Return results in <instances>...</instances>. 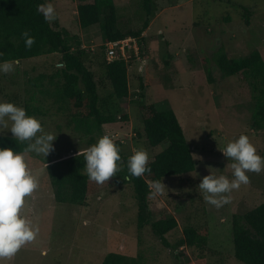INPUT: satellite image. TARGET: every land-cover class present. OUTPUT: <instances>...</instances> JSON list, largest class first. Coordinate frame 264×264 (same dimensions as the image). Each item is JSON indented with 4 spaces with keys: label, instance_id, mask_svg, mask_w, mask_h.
I'll use <instances>...</instances> for the list:
<instances>
[{
    "label": "rangeland",
    "instance_id": "rangeland-1",
    "mask_svg": "<svg viewBox=\"0 0 264 264\" xmlns=\"http://www.w3.org/2000/svg\"><path fill=\"white\" fill-rule=\"evenodd\" d=\"M158 10L149 21L144 48L139 60L128 70L130 91L121 100L122 112L117 121L103 125L101 133L87 134L68 125V113L58 110L53 99L49 77L61 67L60 54L53 53L20 60L15 71L0 73V101L23 106L28 115L41 120L46 131L58 133L53 142L55 151L46 160L30 153L28 163L39 178V187L26 198L22 209L40 228L37 239L26 244L4 264H101L106 253L139 255L140 264H181L191 258L185 247L175 253L165 247L154 234L151 225L137 227L138 207L133 188L118 183L116 176L104 184L89 180L83 204L59 203L46 170L49 161H58L83 152L103 135L111 136L121 152L132 155L137 149L147 150L150 161L165 149L167 141L156 147L147 143L139 110L141 94L136 93L137 74L145 67L146 86L141 93L145 101L163 109H172L192 147L196 168L180 177H165L163 194L148 196L149 219L174 216L178 226L166 234L170 243L182 237L187 224H207L209 227L208 264H243L234 255L232 216L244 213L264 202V171L248 173L249 183L230 194V203L221 208L208 204L198 185L206 175H226L231 178L233 161L220 149L247 134L264 156V129L253 127L254 99L242 73L221 78L213 56L222 46L229 57H244L259 50L264 58V0H156ZM52 3L57 19L54 27L66 28L78 38L71 41L78 54L98 81L102 97L111 92L105 77L101 21L81 27L78 20V0H46ZM116 27L121 32H134L146 18L140 0H113ZM246 6L251 15L242 16ZM104 15H102L103 17ZM56 24V25H55ZM172 55L169 56L170 52ZM173 57V59H172ZM18 61V60H16ZM206 67L212 68L214 82L206 79ZM145 69V71H144ZM60 105V104H59ZM125 115L126 118H121ZM0 135H11L5 130ZM93 135L94 141L90 143Z\"/></svg>",
    "mask_w": 264,
    "mask_h": 264
},
{
    "label": "trees",
    "instance_id": "trees-1",
    "mask_svg": "<svg viewBox=\"0 0 264 264\" xmlns=\"http://www.w3.org/2000/svg\"><path fill=\"white\" fill-rule=\"evenodd\" d=\"M46 0H0V61H20L41 55L60 54L61 67L54 75L48 76L53 86V99L58 110L68 113V125L76 131L87 134L101 133L103 125L117 121L122 112L121 100L129 95V74L123 61L107 63L104 58L105 77L111 86V92L102 97L98 81L81 57L74 53L71 41L78 38L66 28H56L53 23L44 19L37 11L38 6ZM141 8L146 15L140 29L134 32H121L116 27L115 5L113 0H78L77 12L81 27H89L102 20L101 29L105 41L127 36L139 37L149 25L152 15L158 10L156 0H140ZM243 17L248 22L251 11L241 5ZM102 15H104L102 17ZM28 31L35 38L31 48L25 47L22 33ZM145 43L144 37L141 38ZM221 78L242 73L252 91L255 101L252 112L253 127L264 129V58L259 50H253L244 57H229L222 46L213 56ZM206 79L215 81L212 68L206 67ZM137 87L143 90L146 86L144 72L136 70ZM139 110L144 125L147 143L156 147L163 141L168 145L149 161L150 172L141 177H129L127 160L131 155L120 151L122 158L121 171L117 173L118 183L132 186L137 202V227L142 229L150 224L154 234L163 246L171 249L176 257L185 256L175 253L185 247L191 258L181 264H208L210 252L209 227L207 224H187L182 229V237L170 243L166 234L178 226L174 216H167L155 221L148 217V196L151 192L149 181L156 183L165 177L193 172L196 162L192 147L185 137L182 126L172 109H159L155 103L145 101L140 92ZM121 118H126L121 115ZM94 141L93 135L90 143ZM120 145L119 142H115ZM0 147H11L23 152L26 144L16 142L11 135H0ZM54 196L59 203L83 204L86 199L89 179L85 172L83 157L73 154L58 161H49L46 165ZM232 236L235 258L243 264H264V202L244 213L232 216ZM140 256H129L110 251L105 254L101 264H140Z\"/></svg>",
    "mask_w": 264,
    "mask_h": 264
},
{
    "label": "clouds",
    "instance_id": "clouds-1",
    "mask_svg": "<svg viewBox=\"0 0 264 264\" xmlns=\"http://www.w3.org/2000/svg\"><path fill=\"white\" fill-rule=\"evenodd\" d=\"M37 11L48 22L57 19L52 3L38 6ZM22 36L25 39V47L31 48L35 38L28 31L23 32ZM0 56H3V53H0ZM18 64L19 61H0V73L14 72ZM5 130H10L14 140L25 143L26 147L23 152L11 147H0V264L10 260L22 247L35 241L39 236V226L22 212L26 198L31 197L39 187V178L30 169L28 156L34 153L46 160V157L55 151L53 142L58 134L46 131L41 120L28 115L23 106L0 101V133ZM220 150L228 160L233 161L231 178L223 174L210 173L204 176L198 185L205 201L216 208L229 204L231 201L228 194L249 183L248 173L259 174L264 171V156L257 152L256 146L247 134L242 133ZM78 155L83 157L88 179L97 184L108 182L121 171L123 161L120 149L109 135L101 136L96 143L83 152L80 151ZM149 161L147 150L137 149L127 160V170L130 174L127 179L141 177L150 172ZM153 188V195H159L163 194L166 186L163 182L157 181Z\"/></svg>",
    "mask_w": 264,
    "mask_h": 264
},
{
    "label": "built area",
    "instance_id": "built-area-1",
    "mask_svg": "<svg viewBox=\"0 0 264 264\" xmlns=\"http://www.w3.org/2000/svg\"><path fill=\"white\" fill-rule=\"evenodd\" d=\"M142 36L144 35L142 34L140 37L127 36L104 42L102 45L106 62L123 61L130 70L132 62L139 60L140 52L144 48V44L141 42ZM143 67L144 63L139 67L140 70L143 69ZM135 91L136 93H140L139 89Z\"/></svg>",
    "mask_w": 264,
    "mask_h": 264
},
{
    "label": "crops",
    "instance_id": "crops-1",
    "mask_svg": "<svg viewBox=\"0 0 264 264\" xmlns=\"http://www.w3.org/2000/svg\"><path fill=\"white\" fill-rule=\"evenodd\" d=\"M148 28H149V27H147V28L145 29V32H147ZM145 32H144V33H145ZM169 52H170L169 56L172 55V52H171V51H169ZM172 59H173V57H172Z\"/></svg>",
    "mask_w": 264,
    "mask_h": 264
}]
</instances>
